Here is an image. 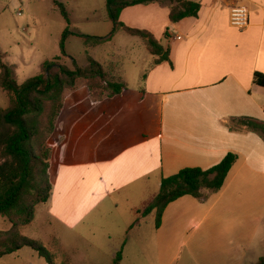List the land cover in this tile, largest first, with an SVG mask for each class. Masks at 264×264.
<instances>
[{"label":"crops","instance_id":"obj_1","mask_svg":"<svg viewBox=\"0 0 264 264\" xmlns=\"http://www.w3.org/2000/svg\"><path fill=\"white\" fill-rule=\"evenodd\" d=\"M194 1L201 6L198 17L177 24L156 3L122 10L125 26L148 31L168 52V61L151 68L138 92L141 113H151L149 127L123 134L117 120L112 133L106 122L117 105H103L107 112L94 127L76 134L75 152L57 167L51 196L33 222L53 220L75 230L109 194L132 188L138 197L130 199L134 221L127 228L140 227L154 217L141 213L163 178L185 168L210 169L234 153L238 159L218 193L205 202L184 196L168 204L151 249L158 264H255L264 257V141L244 127L232 128L243 117L264 122V88L253 81L255 73L264 74V0ZM234 6L248 11L244 30L230 25ZM124 107L125 113L134 110ZM71 123L63 136L70 135ZM87 134L96 140L80 159ZM31 252L34 264L38 254Z\"/></svg>","mask_w":264,"mask_h":264},{"label":"trees","instance_id":"obj_2","mask_svg":"<svg viewBox=\"0 0 264 264\" xmlns=\"http://www.w3.org/2000/svg\"><path fill=\"white\" fill-rule=\"evenodd\" d=\"M53 3L69 23L64 6L56 0ZM105 3L107 19L112 24L111 32L98 37L66 29L59 44L61 56H66L65 41L71 35L82 39L86 48H94L112 41L117 32H124L142 39L146 50L154 57L153 65H158L168 61V52L148 31L125 26L120 21L122 10L156 3L167 7L169 21L177 24L185 18H197L201 8L200 3L194 0H106ZM60 58L45 61L38 75L21 84L17 82L15 69L0 58V90L8 99V107L0 108V218L6 219L10 225L9 230L0 231V259L29 248L47 264H55L44 246L22 232L34 220L39 206L49 200L51 181L57 167L75 152L76 134L93 128L94 121L106 114L104 106L96 105L95 101L103 96H120L127 90L122 77L110 75L102 64L89 56L84 66H78L72 59L73 69L59 63ZM78 81L85 84V95L92 98L91 102L85 104L81 101L76 90ZM253 81L264 88V74L255 73ZM97 88L105 93L97 95ZM66 91L71 93L70 99L64 97ZM68 111L77 115L78 122L71 123L70 135L60 136L56 123ZM234 122L264 140L263 121L243 117ZM237 159L236 154L227 153L219 164L210 169L185 168L163 178L157 195L141 215L144 217L153 212L155 228H159L168 204L184 196H191L199 202L207 201L221 190ZM121 259L122 251H119L112 264H120ZM255 264H264V257Z\"/></svg>","mask_w":264,"mask_h":264},{"label":"rangeland","instance_id":"obj_3","mask_svg":"<svg viewBox=\"0 0 264 264\" xmlns=\"http://www.w3.org/2000/svg\"><path fill=\"white\" fill-rule=\"evenodd\" d=\"M56 1L64 6L69 23L53 0H0L1 60L15 69L17 82L21 84L38 75L45 61H55L60 56L59 63L73 69L72 59L78 66H84L87 57H91L102 64L110 75L122 77L128 85V93L120 97L94 98L96 105H108L111 101L117 105L106 125L114 133L118 129V120L123 134L136 131L142 134V129L149 127L151 113H141L143 108L138 92L145 89L146 78L154 66V57L143 46L142 39L124 32L116 33L111 42L94 48H86L82 39L71 35L65 41L66 56H61L59 44L66 29L72 33L103 37L111 32L112 24L107 19L106 0ZM76 90L83 103L92 101L91 97L86 98L82 81H78ZM100 90L97 88L95 92L101 96L105 91ZM70 95L66 91L64 97L70 99ZM132 98L135 106L131 102ZM125 104H131L134 110L131 108L130 113H125ZM0 107H8L7 96L1 91ZM75 115L68 111L57 120L58 135L63 136L67 132L69 124L77 118ZM232 128L241 130L243 127L234 122ZM96 136L86 135L85 142L78 149V158L84 159L89 154V147L95 142ZM134 193L132 188H128L117 194H109L106 201L75 230H68L53 220L45 224L44 220H33L23 233L44 246L53 256L55 264H112L113 256L119 251H122L120 264H158L155 250L151 249L155 216H144L146 219L140 227L127 228L134 221V215L128 208L130 199L133 203L137 201L138 194ZM9 228L7 220L0 218V231ZM30 253L31 250L27 248L5 256L0 259V264H31ZM35 257L37 262L34 264H47L39 255Z\"/></svg>","mask_w":264,"mask_h":264},{"label":"built area","instance_id":"obj_4","mask_svg":"<svg viewBox=\"0 0 264 264\" xmlns=\"http://www.w3.org/2000/svg\"><path fill=\"white\" fill-rule=\"evenodd\" d=\"M230 25L238 30H244L248 27V11L243 6H234L230 9Z\"/></svg>","mask_w":264,"mask_h":264}]
</instances>
